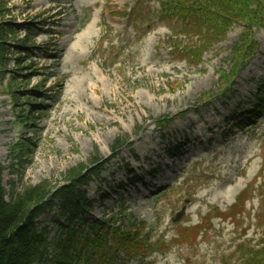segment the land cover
Listing matches in <instances>:
<instances>
[{
	"label": "rangeland",
	"instance_id": "1",
	"mask_svg": "<svg viewBox=\"0 0 264 264\" xmlns=\"http://www.w3.org/2000/svg\"><path fill=\"white\" fill-rule=\"evenodd\" d=\"M7 7L6 19L34 27L38 46L23 64L30 68L19 69L11 46L4 75L0 67V160L9 195L33 184H61L71 169L99 158L100 176L84 188L94 201L88 221L119 213L125 200L134 218L165 235L167 252L152 256L153 264H237L241 245L263 247L264 111L252 124L239 121L264 77V27L254 32L256 54L238 69L230 47L244 31L239 23L205 46L184 22L159 18V0H7ZM129 7L134 10L127 15ZM88 26L95 35L81 39ZM16 37L9 43L23 32ZM77 42L82 51L74 58ZM97 67L106 84L97 80ZM90 70L96 90L88 86ZM74 71L88 83L68 90L76 84ZM29 72L30 80L14 82L16 91H28L15 101L10 76ZM163 115L173 117L166 129L157 125ZM120 136L127 146L112 158ZM175 147L179 155L171 158ZM132 172L139 180L134 185ZM239 196L244 203L233 209ZM59 214L54 203L40 218L52 240L65 222Z\"/></svg>",
	"mask_w": 264,
	"mask_h": 264
},
{
	"label": "trees",
	"instance_id": "2",
	"mask_svg": "<svg viewBox=\"0 0 264 264\" xmlns=\"http://www.w3.org/2000/svg\"><path fill=\"white\" fill-rule=\"evenodd\" d=\"M160 3L161 18L184 22L189 31L200 35V44L205 46L219 42L233 23H239L244 31L230 47L231 62L238 69L248 64L259 47L253 30L264 26V0H160ZM7 12V0H0V67L3 75L5 55L9 47H13L9 40L16 39L19 30L27 31L26 37L14 45L19 53L16 57L19 69L31 66L23 65L25 56L36 47L30 36L34 27L30 23L18 24L6 19ZM198 50L202 57L204 48L199 46ZM19 76L30 80L32 74L10 76L9 87L12 89L8 90L16 101L20 100L21 93L27 92L14 88ZM254 95L252 107L240 115L239 125H244L246 119H256L263 112L264 80L257 84ZM169 118L168 115L160 117L159 126L167 127L171 122ZM127 142L118 137L112 151L117 153ZM99 161L71 169L65 182L58 186L38 183L10 195L4 186L5 167L0 161V264H126L132 260L152 264L149 261L152 256L167 252L162 247L167 241L165 235L153 234V226L134 218L124 206L125 201L121 204L120 216L104 217L94 223L88 221L86 216L92 211L93 201L87 197L84 186L100 175ZM241 199L239 196L233 209L244 203ZM54 201L59 202V218H64L65 222L61 225V234L52 240L51 229L40 227L38 221L50 211ZM119 220L123 222L119 223ZM240 250L242 257L237 264H264V245L254 248L246 243ZM221 264L236 263L225 259Z\"/></svg>",
	"mask_w": 264,
	"mask_h": 264
},
{
	"label": "bare ground",
	"instance_id": "3",
	"mask_svg": "<svg viewBox=\"0 0 264 264\" xmlns=\"http://www.w3.org/2000/svg\"><path fill=\"white\" fill-rule=\"evenodd\" d=\"M93 35H95L94 31L92 30L91 26H90V28L88 26L86 29H84L82 31V33L80 35V38L81 39L85 38V37L92 38ZM71 49H72L71 55L74 58H79V56L81 54V51H82V47L80 45V42L75 43L74 46ZM68 53H69V49H68V51L66 53H62L61 54V58L66 59L67 56H68ZM97 69H98V73H99V77L97 78V80L100 81V82H103V84H106L105 80H107V79H105L106 77L104 76V73L98 67H97ZM86 74L89 75L90 79H92L93 76H94V78L96 77L95 76V72L92 71V70L88 71ZM86 74L81 75L78 71H74V80L73 81L76 84L71 85V83H70L69 86H68V90L74 89V87H77V86L78 87L85 86V84L88 83V76ZM88 86H90V88H92L94 90L97 89V83L93 82V79H92L91 83H88ZM114 91H115V93H117V91H120V88L118 86H115L114 87ZM149 98L151 99L152 97H149ZM83 107H85V106L83 105ZM79 109H81V108L79 107ZM209 127L210 126H208L207 128H209ZM202 133H203L202 130L198 131V134H202ZM249 158H250V155H247V159H249Z\"/></svg>",
	"mask_w": 264,
	"mask_h": 264
},
{
	"label": "water",
	"instance_id": "4",
	"mask_svg": "<svg viewBox=\"0 0 264 264\" xmlns=\"http://www.w3.org/2000/svg\"><path fill=\"white\" fill-rule=\"evenodd\" d=\"M184 210H185V207L183 208V211H181L180 213H178V215L176 216V218L174 219V221H178L181 218L182 214L184 213Z\"/></svg>",
	"mask_w": 264,
	"mask_h": 264
}]
</instances>
